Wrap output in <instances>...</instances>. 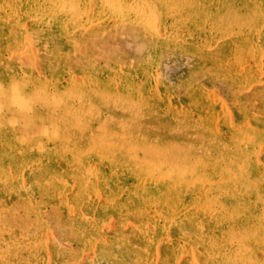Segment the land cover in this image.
<instances>
[{
    "label": "rangeland",
    "instance_id": "obj_1",
    "mask_svg": "<svg viewBox=\"0 0 264 264\" xmlns=\"http://www.w3.org/2000/svg\"><path fill=\"white\" fill-rule=\"evenodd\" d=\"M0 264H264V0H0Z\"/></svg>",
    "mask_w": 264,
    "mask_h": 264
},
{
    "label": "bare ground",
    "instance_id": "obj_2",
    "mask_svg": "<svg viewBox=\"0 0 264 264\" xmlns=\"http://www.w3.org/2000/svg\"><path fill=\"white\" fill-rule=\"evenodd\" d=\"M111 1H112V0H110V2H111ZM106 3H107V2H106ZM181 5H182V4H181ZM181 5H180V6H181ZM198 5H199V4H198ZM198 5H197V6H198ZM114 6H115V4H114ZM116 6H117V4H116ZM193 6H194V5H193ZM255 6H256V5H255ZM118 7H119V5H118ZM121 7H122V6H121ZM116 8H117V7H116ZM205 8H206V7H205ZM205 8H204V9H205ZM127 9H129V8H127ZM130 10H132L131 7H130ZM256 10H257V9H256ZM115 11H116V10H115ZM202 15H203V14H202ZM8 96H9V95H8ZM130 100H132V99H130ZM54 121H56V120H54ZM50 122H52V121H50ZM57 125H58V124H57ZM79 125H80V124H79ZM70 126H71V125H70ZM80 127H81V126H80ZM75 154H76V153H75ZM142 169H143V168H142Z\"/></svg>",
    "mask_w": 264,
    "mask_h": 264
}]
</instances>
